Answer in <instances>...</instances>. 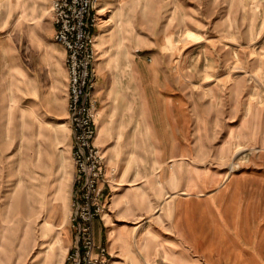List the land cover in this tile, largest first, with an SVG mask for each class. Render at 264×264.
I'll return each instance as SVG.
<instances>
[{
    "label": "rangeland",
    "instance_id": "374dc122",
    "mask_svg": "<svg viewBox=\"0 0 264 264\" xmlns=\"http://www.w3.org/2000/svg\"><path fill=\"white\" fill-rule=\"evenodd\" d=\"M49 3L0 0V264H63L72 247L67 74ZM95 11L96 94L103 106L117 99L127 119L99 120L97 142L106 151V132H128L106 159L128 167L156 205L135 234L156 228L148 240L158 251H136L133 264H251L260 236L213 252L203 209L215 188L199 193L196 184L264 167V0H98ZM114 171L100 221L118 188ZM176 202L197 233L185 254Z\"/></svg>",
    "mask_w": 264,
    "mask_h": 264
},
{
    "label": "crops",
    "instance_id": "0c3cea01",
    "mask_svg": "<svg viewBox=\"0 0 264 264\" xmlns=\"http://www.w3.org/2000/svg\"><path fill=\"white\" fill-rule=\"evenodd\" d=\"M94 36L96 40L98 38L96 33H94ZM96 98L98 101V137L99 120L127 119L117 106V99H114L112 104L109 103L108 106L104 105V107L100 104L97 94ZM111 124L116 128L118 126L117 123ZM97 137L96 145L101 148L102 146L97 142ZM130 137L128 132L123 130V127L117 128L113 132H106L104 141L108 142V145L106 144L107 149L103 151L101 148L105 157L106 154L110 156V148L115 145L114 143V145L109 146L110 142L129 140ZM111 163L113 162L106 159V166L117 171L118 188L112 194L108 218L102 221L96 220L93 223L94 243L96 248L104 247L108 251L110 257L107 264H125L128 260L133 264V260H139L137 257L139 255H135L136 251L141 252L142 250L141 257L143 256L145 259L150 258L152 254H156V251H158L156 245L154 243L150 244V240H148L157 236L156 228H152L153 235L150 234V227L147 233L139 234L137 232L135 234V230L140 226L137 225L139 221L149 216L156 205L155 202L151 203L149 192L147 193L144 190L143 185L134 183V178H130L128 167L123 166L118 169L116 165ZM256 169H254L255 175L253 176H251L252 171L246 172V175H250L247 177L236 175V178L235 176L226 178L223 172H216L217 175L211 178L202 176L196 187L199 193H203L209 187L215 188L214 196L208 201L207 210L203 209L204 213L209 212L212 214L210 219L205 218L203 222L206 221L209 224L207 226L212 229L215 239L213 252H230L231 243L234 244L236 237L242 236V234L250 237L252 235L260 236L259 243L255 240L253 249L249 251V257H251V264H264V167L259 168V170ZM187 176L188 174H186V178L182 177L181 179L180 195L189 189ZM248 181H253L256 184L248 187L246 184ZM176 204L177 202L173 206L176 213L174 234L180 238L181 251L185 254L183 246L189 247L188 235H197V233L193 232L192 221L187 217L188 213L183 206L184 203L181 202L179 208ZM221 245L224 248H221ZM159 248L161 252H165L163 246H159Z\"/></svg>",
    "mask_w": 264,
    "mask_h": 264
},
{
    "label": "built area",
    "instance_id": "2783aa9c",
    "mask_svg": "<svg viewBox=\"0 0 264 264\" xmlns=\"http://www.w3.org/2000/svg\"><path fill=\"white\" fill-rule=\"evenodd\" d=\"M98 0H50L53 42L64 52L67 74V121L74 177L70 198L72 247L63 264H107L108 251L94 243L93 223L106 214L105 187L113 186L114 169L106 166L104 152L96 145V49ZM108 169V171H107Z\"/></svg>",
    "mask_w": 264,
    "mask_h": 264
}]
</instances>
